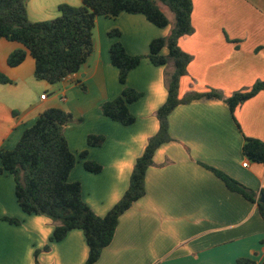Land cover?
Masks as SVG:
<instances>
[{
  "label": "crops",
  "instance_id": "0c3cea01",
  "mask_svg": "<svg viewBox=\"0 0 264 264\" xmlns=\"http://www.w3.org/2000/svg\"><path fill=\"white\" fill-rule=\"evenodd\" d=\"M46 2L57 7L64 2L82 4L81 0H29L31 21L45 19ZM193 3L194 33L179 40L180 48L193 57L180 83V98L211 90L229 98L264 82V0ZM113 30L122 36L110 37ZM167 34L140 14L100 16L93 53L78 73L56 85L35 78L36 62L29 52L22 64L10 67V54L25 47L0 39V71L13 81L0 84V151L14 150L45 111L71 113L65 136L78 161L69 182L81 183L84 202L105 217L129 189L137 160L159 131L157 112L167 100L174 66H154L147 56L152 41ZM117 41L130 55L144 57L126 85L120 83L110 56ZM126 87L143 94L130 105L136 117L131 126L102 112L103 104L120 97ZM235 115L237 122L226 101L219 99L195 100L172 112L173 141L156 151L154 166L146 174V195L121 216L113 242L96 264H237L241 258L264 262V219L258 205L228 190L202 166L223 171L257 192L264 189V164L243 165L248 161L243 155L245 137L264 142V91L241 105ZM91 135L104 136V144L89 147ZM85 151L88 155L83 159L80 155ZM86 161L102 165V172L86 171ZM56 226L46 216L24 213L14 177L0 174V264H85L89 247L83 231L73 230L62 241L51 242Z\"/></svg>",
  "mask_w": 264,
  "mask_h": 264
},
{
  "label": "trees",
  "instance_id": "16d2710c",
  "mask_svg": "<svg viewBox=\"0 0 264 264\" xmlns=\"http://www.w3.org/2000/svg\"><path fill=\"white\" fill-rule=\"evenodd\" d=\"M28 1L0 0V39L18 42L26 49L10 54V67L22 64L29 52L36 62L35 78L51 85L59 84L66 77L78 73L87 62L94 51V31L98 17L140 14L159 28L170 25L166 9L175 17V25L169 35L153 40L147 56L154 66L174 65V72L168 77L167 100L157 112L159 131L149 140L143 155L137 160L129 189L105 217L96 215L84 202L81 183L69 182V176L78 161L65 136V127L73 120L71 113L63 109L45 111L35 125L25 131L14 150L0 151V174L8 173L14 177L16 198L22 211L28 215L46 216L57 224L51 242L62 241L73 230L83 231L89 247V257L85 264H96L104 249L113 242L121 216L146 195V174L154 166V155L163 144L173 141L169 124L172 112L178 106L195 100L219 99L226 101L237 122V109L264 91V82L256 83L248 91L236 92L229 98H224L217 90L180 98V83L188 75L193 57L180 48L179 40L194 33L193 0H81L82 4L78 7L60 4L58 18L40 22L30 20ZM109 36L120 38L122 33L113 30ZM164 50L168 53L164 54ZM110 56L113 65L119 70L122 85H126L131 71L144 59L143 56L130 55L121 41L112 45ZM12 83L0 71V84ZM142 97L141 92L126 87L120 97L103 104L102 112L115 122L131 126L136 122V117L130 111V105ZM104 142V136L88 137L89 147H100ZM87 155L88 151H85L80 156L84 159ZM243 155L251 163L264 164V142L245 137ZM202 166L214 173L228 190L257 204L264 219V204L260 201L264 197V189L257 192L223 171L204 164ZM85 169L99 174L103 166L94 161H86ZM4 221L16 225L21 223L12 218H4ZM49 249L48 245L44 250ZM237 264L257 263L250 258H241Z\"/></svg>",
  "mask_w": 264,
  "mask_h": 264
},
{
  "label": "rangeland",
  "instance_id": "374dc122",
  "mask_svg": "<svg viewBox=\"0 0 264 264\" xmlns=\"http://www.w3.org/2000/svg\"><path fill=\"white\" fill-rule=\"evenodd\" d=\"M48 3V2H46ZM66 3V2H64ZM68 4V3H67ZM71 5V4H70ZM48 6H49V9L47 10L46 14L43 16L45 19L44 20H41V21H46V20H52V19H56L60 16V13L58 11V7L55 6L54 4L52 3H48ZM73 6V5H72ZM77 7V6H75ZM166 13H167V16L169 18V20L171 21L170 25L166 28H162V30L164 31H167L168 34L167 36L169 35L171 29L174 27L175 25V17L174 15L168 10L166 9ZM166 36V37H167ZM173 64V63H172ZM174 66V65H173Z\"/></svg>",
  "mask_w": 264,
  "mask_h": 264
},
{
  "label": "built area",
  "instance_id": "2783aa9c",
  "mask_svg": "<svg viewBox=\"0 0 264 264\" xmlns=\"http://www.w3.org/2000/svg\"><path fill=\"white\" fill-rule=\"evenodd\" d=\"M73 75H74V74H73ZM73 75H70V76L66 77L65 79L71 78ZM65 79H64V80H65ZM47 96H48L47 94L43 95V96H42V99L45 100V99L47 98ZM243 165H244V167H248V165H249V161L244 162Z\"/></svg>",
  "mask_w": 264,
  "mask_h": 264
},
{
  "label": "water",
  "instance_id": "95a60500",
  "mask_svg": "<svg viewBox=\"0 0 264 264\" xmlns=\"http://www.w3.org/2000/svg\"><path fill=\"white\" fill-rule=\"evenodd\" d=\"M260 201H261V203L264 204V197H262Z\"/></svg>",
  "mask_w": 264,
  "mask_h": 264
}]
</instances>
